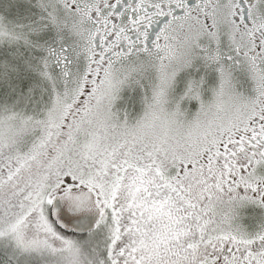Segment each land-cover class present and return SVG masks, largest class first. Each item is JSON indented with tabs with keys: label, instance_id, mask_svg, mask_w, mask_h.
Masks as SVG:
<instances>
[{
	"label": "snow or ice",
	"instance_id": "1",
	"mask_svg": "<svg viewBox=\"0 0 264 264\" xmlns=\"http://www.w3.org/2000/svg\"><path fill=\"white\" fill-rule=\"evenodd\" d=\"M0 264H264V0H0Z\"/></svg>",
	"mask_w": 264,
	"mask_h": 264
}]
</instances>
